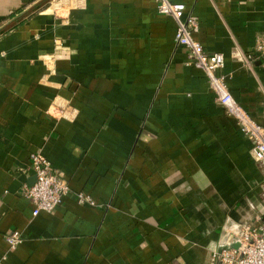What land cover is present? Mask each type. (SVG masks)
Segmentation results:
<instances>
[{"label": "crops", "instance_id": "crops-1", "mask_svg": "<svg viewBox=\"0 0 264 264\" xmlns=\"http://www.w3.org/2000/svg\"><path fill=\"white\" fill-rule=\"evenodd\" d=\"M170 1L264 128V0ZM177 27L156 0H0V264H218L264 222V162ZM35 153L70 188L37 216Z\"/></svg>", "mask_w": 264, "mask_h": 264}, {"label": "built area", "instance_id": "built-area-1", "mask_svg": "<svg viewBox=\"0 0 264 264\" xmlns=\"http://www.w3.org/2000/svg\"><path fill=\"white\" fill-rule=\"evenodd\" d=\"M156 1L159 12L177 22L176 43L186 49L187 65L205 73L219 103L237 121L240 130L253 141L255 160L264 162V128L234 99L226 78L218 75L225 67L224 57L221 54H209L204 50L195 37L199 31L197 18L191 13L187 15L184 4L172 3L170 0ZM254 56L264 65V36L258 40ZM30 159L36 183L26 189V196L35 205L33 215L37 216L41 212L51 213L62 204L64 196L69 192V185L63 175L55 171L43 155L35 153ZM86 200L87 197L80 195L81 202ZM6 240L12 249H16L22 243L19 232L9 234ZM212 259L218 264H264V222L258 226L245 228L237 248L215 251Z\"/></svg>", "mask_w": 264, "mask_h": 264}]
</instances>
